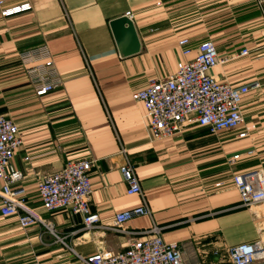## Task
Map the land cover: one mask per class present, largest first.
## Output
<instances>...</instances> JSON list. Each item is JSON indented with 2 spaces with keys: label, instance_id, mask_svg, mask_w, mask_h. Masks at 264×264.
I'll return each instance as SVG.
<instances>
[{
  "label": "crops",
  "instance_id": "1",
  "mask_svg": "<svg viewBox=\"0 0 264 264\" xmlns=\"http://www.w3.org/2000/svg\"><path fill=\"white\" fill-rule=\"evenodd\" d=\"M0 1V10L29 4L0 14V114L17 124L22 139L10 161L22 180L10 187L55 233L38 222L22 228L16 215L0 213V264H83L79 256L120 252L153 224L165 242L179 244L186 264H231L232 246L264 244V203L254 210L242 206L231 182L233 172L264 159V0ZM126 12L140 51L121 57L108 22ZM181 39L189 40L187 55ZM203 40L225 58L212 70L216 78L232 86L260 83L242 98L241 126L211 134L190 124L180 134L151 140L145 109L132 93L175 72ZM40 45L52 54L62 82L37 97L18 55ZM244 48L249 53L237 56ZM233 154L241 156L231 167ZM80 159L92 160L89 209L99 221L90 230L83 229L81 215L45 210L37 192L40 175ZM126 162L142 196L125 192L120 167ZM144 201L151 216L131 218L124 233L101 227Z\"/></svg>",
  "mask_w": 264,
  "mask_h": 264
},
{
  "label": "built area",
  "instance_id": "2",
  "mask_svg": "<svg viewBox=\"0 0 264 264\" xmlns=\"http://www.w3.org/2000/svg\"><path fill=\"white\" fill-rule=\"evenodd\" d=\"M28 8L29 4L24 3L2 8L0 14L8 16ZM126 15L132 17L131 12H126ZM178 45L182 47L184 55L191 52L188 39H181ZM195 51L193 58L178 63L175 72L166 77L151 79L144 88L132 93V98L141 102L145 109L144 118L151 140L180 134L190 124H199L211 134H218L223 130L237 129L243 122L240 110L242 98L248 92L257 90L260 83L252 81L232 86L216 78L212 70L223 63L225 58L218 55L216 46L210 40L201 41ZM248 53V49L244 48L237 56ZM18 58L26 69L35 96H44L61 85L62 80L54 68L52 54L46 45L24 50ZM248 129L245 127L238 136L244 137ZM21 144L17 124L5 114H0V213L3 216L16 215L22 228L41 223L55 235L52 226L27 209L22 200L16 198L18 192L10 187L14 182L22 180V174L10 168V161ZM251 153V150L246 151L247 155ZM240 156L233 154L228 157V164L233 167ZM91 167L92 160L69 161L57 170L40 175L37 181V192L43 208L48 211L65 209L71 215H81L84 230L94 228L99 221L98 214L89 209ZM120 171L126 184V194L142 196L133 166L126 162ZM231 182L239 193L242 206L253 208L264 203V159L258 167L233 172ZM141 215L151 216L145 201L140 206L116 213L113 224L101 227L124 233L123 224ZM141 233L146 236L133 239L120 252H98L86 257L79 256V259L83 264H186L182 260L179 244L165 242L160 227L153 224L149 230ZM227 254L231 264H264V244L261 240L232 246Z\"/></svg>",
  "mask_w": 264,
  "mask_h": 264
},
{
  "label": "water",
  "instance_id": "3",
  "mask_svg": "<svg viewBox=\"0 0 264 264\" xmlns=\"http://www.w3.org/2000/svg\"><path fill=\"white\" fill-rule=\"evenodd\" d=\"M108 24L121 57L131 56L140 51V40L131 18L124 14L109 20Z\"/></svg>",
  "mask_w": 264,
  "mask_h": 264
},
{
  "label": "bare ground",
  "instance_id": "4",
  "mask_svg": "<svg viewBox=\"0 0 264 264\" xmlns=\"http://www.w3.org/2000/svg\"><path fill=\"white\" fill-rule=\"evenodd\" d=\"M254 208H256V207H253V210H254Z\"/></svg>",
  "mask_w": 264,
  "mask_h": 264
}]
</instances>
